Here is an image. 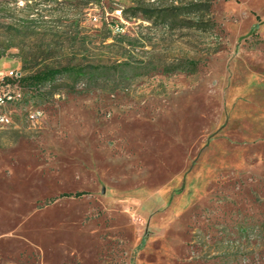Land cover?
I'll list each match as a JSON object with an SVG mask.
<instances>
[{
    "label": "rangeland",
    "instance_id": "rangeland-1",
    "mask_svg": "<svg viewBox=\"0 0 264 264\" xmlns=\"http://www.w3.org/2000/svg\"><path fill=\"white\" fill-rule=\"evenodd\" d=\"M177 2L0 0V68H75L7 106L0 264H264V0Z\"/></svg>",
    "mask_w": 264,
    "mask_h": 264
},
{
    "label": "built area",
    "instance_id": "built-area-1",
    "mask_svg": "<svg viewBox=\"0 0 264 264\" xmlns=\"http://www.w3.org/2000/svg\"><path fill=\"white\" fill-rule=\"evenodd\" d=\"M121 16V11L118 12ZM116 33H121L123 29L122 22L113 25ZM23 74L20 70L10 68H0V126L5 127L11 125L14 120L12 112L7 109L8 104L12 103V98L23 99V84L21 78ZM41 112L39 110H32L30 117L39 119Z\"/></svg>",
    "mask_w": 264,
    "mask_h": 264
},
{
    "label": "trees",
    "instance_id": "trees-1",
    "mask_svg": "<svg viewBox=\"0 0 264 264\" xmlns=\"http://www.w3.org/2000/svg\"><path fill=\"white\" fill-rule=\"evenodd\" d=\"M198 1L199 0H196V2H193V3H195V5H198ZM176 2H177V0H176ZM150 6H151V8L146 10V13H149V15L146 16V19L149 21H151L153 19V17H156V19L159 20L160 17H162V16H159L160 15L159 12L165 13V11H171V12H175L174 16H179V13L177 11H179V10L182 11L181 6L179 4H176V3L172 4L169 8H163L161 6L153 7V4ZM165 15H166V17L168 16V14H165ZM191 64L195 65L196 62L192 61ZM194 67L196 69V66H194ZM74 69L75 68H72V67H61V68H48L47 67V68H44L42 70H38L34 73H31L27 76H23L21 78V82L23 85L28 83L29 85L33 86L35 89H38L42 84L55 80L59 74L66 72V71L72 72ZM80 71H83V70H80ZM82 193L83 192H77L75 194H66V195L80 196V195H82Z\"/></svg>",
    "mask_w": 264,
    "mask_h": 264
}]
</instances>
